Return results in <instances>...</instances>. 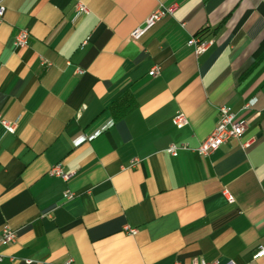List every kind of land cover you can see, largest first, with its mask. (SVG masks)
Returning <instances> with one entry per match:
<instances>
[{
    "label": "crops",
    "instance_id": "obj_1",
    "mask_svg": "<svg viewBox=\"0 0 264 264\" xmlns=\"http://www.w3.org/2000/svg\"><path fill=\"white\" fill-rule=\"evenodd\" d=\"M85 2L0 0V118L18 123L0 120V236L18 232L0 264H264V0ZM160 3L174 14L133 38ZM192 36L214 43L197 54ZM222 105L239 138L167 151L199 146Z\"/></svg>",
    "mask_w": 264,
    "mask_h": 264
},
{
    "label": "built area",
    "instance_id": "obj_2",
    "mask_svg": "<svg viewBox=\"0 0 264 264\" xmlns=\"http://www.w3.org/2000/svg\"><path fill=\"white\" fill-rule=\"evenodd\" d=\"M74 2V10L76 14H88L90 12L89 6L86 4L85 0H73ZM177 8V4L171 6H165L163 3H160L159 6L148 16V18L137 28H135L132 32V37L135 39L142 38L150 29H152L159 21L163 18L173 15ZM6 7L4 5H0V18H2L5 14ZM31 39V32L26 28H20L17 32L14 40V44L17 47L23 48L26 47ZM214 43L213 39L201 38L198 36H192L188 40V44L194 46L195 51L197 54H202L205 52L212 44ZM46 61L44 60L43 63ZM159 66H154L150 70L151 76H156L159 74ZM80 73H83V69H79ZM251 103L248 104L250 106ZM220 120L213 130V132L203 140L199 146L196 148H190L187 143H182L180 145L172 144L167 148V151L176 156L181 149H192L193 151L197 152L201 155H209L220 148L223 144L229 142L234 138H239L246 130V120L237 118L235 112L232 110L230 106L222 105L219 108ZM1 123L5 127V129L12 134H15L17 131L18 123L15 120H10L7 118H0ZM173 123L178 126L182 127L188 123V118L184 112L177 113L173 118ZM252 143L251 140L244 143L245 147L250 146ZM137 163V159L131 162V166H135ZM50 173L53 176L63 178L68 180L72 173L66 172L60 164L54 165ZM75 197V193L70 189L64 192L65 199H72ZM234 199L230 197V201L232 202ZM126 230L129 232H135L136 229L130 226H126ZM18 238V232L16 229L10 226H4L0 236V243L2 245H9L16 242ZM261 256H264V247H260L259 250L254 254V258L257 259ZM4 259L3 255H0V261ZM13 260L14 258L11 257ZM30 261V260H28ZM72 260H68L65 264H71ZM175 264H182L181 262L177 261ZM191 264H236L232 260L228 261H221V260H214L209 261L205 258L196 257L191 260Z\"/></svg>",
    "mask_w": 264,
    "mask_h": 264
}]
</instances>
